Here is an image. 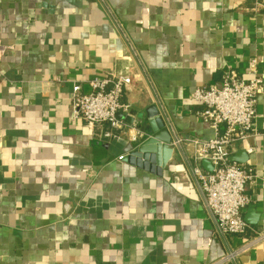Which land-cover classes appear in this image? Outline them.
<instances>
[{"label": "crops", "instance_id": "crops-1", "mask_svg": "<svg viewBox=\"0 0 264 264\" xmlns=\"http://www.w3.org/2000/svg\"><path fill=\"white\" fill-rule=\"evenodd\" d=\"M0 45V264H264V239L241 250L264 232V90L252 152L229 156L255 173L246 233L218 232L188 141L214 135L196 88L253 58L264 82V0H0ZM122 76L117 127L72 118L73 84ZM150 106L175 138L155 171L119 159L151 133L124 117Z\"/></svg>", "mask_w": 264, "mask_h": 264}, {"label": "built area", "instance_id": "built-area-1", "mask_svg": "<svg viewBox=\"0 0 264 264\" xmlns=\"http://www.w3.org/2000/svg\"><path fill=\"white\" fill-rule=\"evenodd\" d=\"M11 48L0 45V58ZM245 73L247 78L228 69L222 75L220 86L198 87L193 93L194 100L202 106L197 115L208 124L214 135L208 140L188 139L194 163L191 172L200 184L215 226L223 237L241 235L249 229L242 217V209L250 200L248 188L255 173L251 167L242 168L229 161V156L237 142L246 145L248 153L253 150L247 141L255 134L256 97L263 92L264 82L255 58L250 60ZM130 83L131 78L126 76L95 78L89 82L90 93H82L80 86L73 84L72 118L90 125L106 123L117 127L120 123L117 113L128 109L120 102L122 88ZM201 160L210 163V171L200 168L198 162ZM263 239L264 232H255L241 250ZM236 253L231 251L229 256Z\"/></svg>", "mask_w": 264, "mask_h": 264}, {"label": "water", "instance_id": "water-1", "mask_svg": "<svg viewBox=\"0 0 264 264\" xmlns=\"http://www.w3.org/2000/svg\"><path fill=\"white\" fill-rule=\"evenodd\" d=\"M117 117L122 118L123 116L117 113ZM124 119L128 124L135 123V120L141 122L147 119L151 127V133L122 159L144 170L155 171L154 166L163 168L174 153L171 143L175 141V138L164 127L159 112L154 106H150L144 108L141 112L132 110ZM174 147L183 155L178 143H175ZM235 160L238 159L234 156L229 157V161L235 162Z\"/></svg>", "mask_w": 264, "mask_h": 264}]
</instances>
